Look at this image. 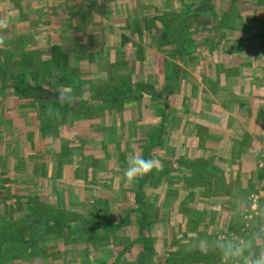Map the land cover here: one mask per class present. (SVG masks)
<instances>
[{"label": "crops", "instance_id": "0c3cea01", "mask_svg": "<svg viewBox=\"0 0 264 264\" xmlns=\"http://www.w3.org/2000/svg\"><path fill=\"white\" fill-rule=\"evenodd\" d=\"M235 1L0 0L9 20L0 57L17 65L0 66V264H221L185 242L243 233L233 208L264 205V20L252 1ZM233 8L241 18L225 25ZM49 66L87 82L59 91L91 90L104 108L52 127L41 104L50 83L34 77ZM119 89L135 92L113 101L97 92ZM122 102L133 108L117 111ZM135 155L159 156L170 175L127 183ZM141 202L159 207L154 231ZM67 212L81 220L71 242ZM95 231L106 240L80 237ZM151 233L160 236L152 251Z\"/></svg>", "mask_w": 264, "mask_h": 264}, {"label": "clouds", "instance_id": "9594fccd", "mask_svg": "<svg viewBox=\"0 0 264 264\" xmlns=\"http://www.w3.org/2000/svg\"><path fill=\"white\" fill-rule=\"evenodd\" d=\"M9 20L0 18V30L7 29ZM4 45V37L0 35V47ZM63 87L57 98L60 104L71 103L70 87ZM51 112V109H49ZM124 178L127 183H133L138 177L149 174L154 168L159 169L160 161L145 159L142 156H131L126 161ZM249 217V219H245ZM232 222H243L248 225L243 233H219L213 236H200L186 241L189 251L201 253L214 252L221 264H264V205L259 200L250 202L247 211L241 215L233 208L230 217Z\"/></svg>", "mask_w": 264, "mask_h": 264}, {"label": "rangeland", "instance_id": "374dc122", "mask_svg": "<svg viewBox=\"0 0 264 264\" xmlns=\"http://www.w3.org/2000/svg\"><path fill=\"white\" fill-rule=\"evenodd\" d=\"M247 3H250L251 1H252V3H251V5H253L254 7H256V6H258V7H260V8H258V12H255L254 14V16H253V18H255V19H263L264 20V0H245ZM257 9V8H256ZM244 13V16H246V17H249V15H248V13H247V11H245V12H243ZM247 13V14H246ZM250 14V13H249ZM251 16V15H250ZM241 18V14H240V11L239 10H236V9H231V12H230V15H229V20H226L225 21V25H229L231 22H233L236 18ZM243 17V16H242ZM1 49H3V48H0V51H2ZM0 66H8L7 68H14V67H16L17 65L14 63V60H10L9 58H5V59H3V58H1L0 57ZM54 77L55 76H57V74H56V71H54L53 72V74H52ZM13 76V75H12ZM27 77H29V76H26V78ZM54 77L53 78H47V80H46V82H48V83H50L51 85H49L50 87H49V91L47 92V96L48 97H50V98H52L53 97V93H55L56 91H57V87H54V85H53V83L55 82V79H54ZM80 77V76H79ZM121 77H124V76H121ZM128 77V76H127ZM81 78V77H80ZM126 78V77H125ZM129 78V77H128ZM23 79L25 80V78L23 77ZM117 84H119L120 85V81H117L116 82V84L114 85V86H118ZM117 88V87H116ZM121 89V88H120ZM118 90V91H110V92H104V91H97L98 92V94H102V95H104V94H109V93H114L113 95H118L119 97H121V98H123V97H127V94L129 95V94H134V92H127V93H124V92H122L121 90ZM60 92H61V90H60ZM89 93V92H88ZM86 91H84V90H80V91H77V92H73V91H71V95H72V100H71V105H72V107L73 108H76V107H82V105H84V106H86L87 104H88V102H87V100H85V98L87 97V95H89ZM159 92H155V94H158ZM164 93V95H165V97L167 98V100H168V91L167 92H163ZM180 94H181V92H180ZM59 95H60V93H59ZM182 95V94H181ZM85 97V98H84ZM124 100V99H123ZM122 100V101H123ZM131 101V100H130ZM169 101V100H168ZM96 103H98V102H96ZM95 102H94V105L95 106H97V108H98V105L96 104ZM130 104V103H134L133 101H131V102H129V101H127V104ZM168 107H170V106H168L167 105V108ZM100 108V107H99ZM131 108H133L132 106H128V107H126V103L125 102H122V105L121 106H118L117 108H116V110L117 111H119V112H123V111H128V110H131ZM171 108V107H170ZM94 109H96L95 107H94ZM126 109V110H125ZM115 110V109H114ZM102 113H104V112H102ZM105 114V113H104ZM127 115H130V113H128ZM72 123L70 122V123H68L67 125H71ZM147 142H149V140H147ZM155 157V156H154ZM154 157H151L152 159L154 158ZM158 157V160L160 161V157L159 156H157ZM165 160H167V159H165ZM167 163V164H166ZM163 165V168L161 169V170H163L162 172H159V171H157V169L156 168H154L148 175H151V176H153V178H156V176L157 175H160L161 176V178H163V177H167V175H170V171H169V167H170V164H169V162H164V161H160V165ZM165 164H166V166H167V169L165 170V168H166V166H165ZM183 174L181 173V172H179V174H178V177L179 178H185L184 176H182ZM182 176V177H181ZM202 177H204L203 176V174L201 175V176H199V178H202ZM136 193V192H135ZM150 194V193H149ZM253 198H255V197H253ZM256 199V198H255ZM143 204V206H144V211L146 212V216H147V221H146V223H147V225H148V231L150 230V232L151 231H154L155 230V227H156V223H160L161 222V220H160V210H159V207L157 206V205H155L154 203H148V202H141V204L140 205H142ZM158 207V208H157ZM159 210V211H158ZM156 215H158V217H156ZM171 215V214H170ZM134 216V215H133ZM162 216H163V218H166V217H164V214H162ZM156 217V218H155ZM121 218H123V217H116V219L114 218V219H112L111 220V222L113 221V222H118V223H120V222H122V223H120V226L119 227H121V226H123L124 224H123V222H125L124 220L122 221V219ZM156 219V220H155ZM34 221V224H32V225H29V228H36L37 226H39L41 223H40V221L37 219V220H33ZM81 221V220H80ZM89 222H91L92 220H88ZM88 221H86L87 223H89ZM95 221H97V222H95V223H101V225H102V223H103V225H106V223H105V220L103 219V220H95ZM171 221V219H167V222H170ZM81 225L82 226H84L85 227V225L83 224V223H81ZM36 226V227H35ZM139 226H141L140 224L138 225H136L135 227H134V229L135 230H137V229H139ZM176 226H178L177 227V229L178 230H181V231H184V228H180L179 226V224L178 225H176ZM81 227V226H80ZM90 228V227H89ZM89 228H87L88 230H89ZM64 231V230H63ZM70 231V229H67V231H65V235H66V233H67V239H69L68 240V242H71V239L72 240H76L78 237H76V233L75 232H71V234H68V233H70L69 232ZM90 232H91V230H90ZM152 234H154V235H152ZM165 236H167V237H170L171 235L170 234H168L167 233V235H165ZM81 238H86V241H89V240H92V239H96V240H99L100 238H102V240H106V237H107V235H101L100 233L98 234V233H96V231H95V233L94 234H90V235H87V236H85V234H81V236H80ZM164 238V237H163ZM158 239L160 240V236L159 235H156L155 233H151V235L149 236V240H150V242H151V247H150V249H151V251L152 250H154V246H155V243H156V241H158ZM167 239V238H166ZM85 242V241H84ZM98 243H99V241H98ZM1 259H2V257H0ZM10 259H12L11 258V256L9 257ZM7 259H3V260H1L0 261V263H2V262H5Z\"/></svg>", "mask_w": 264, "mask_h": 264}, {"label": "trees", "instance_id": "16d2710c", "mask_svg": "<svg viewBox=\"0 0 264 264\" xmlns=\"http://www.w3.org/2000/svg\"><path fill=\"white\" fill-rule=\"evenodd\" d=\"M236 1L233 0V7H235V3ZM234 9V8H233ZM229 17L226 16L225 19H227ZM21 62H24L22 63L24 67H27L26 65H28V61H26L25 59L21 60ZM58 67V66H57ZM52 70L50 69V66L49 67H45V68H42V69H39V71L36 72L35 74V78H36V81L40 84H44V83H48L46 82L47 78H53L54 76L50 73ZM7 75H0V78L2 77H5ZM13 79L15 81H17L18 79V83L19 86H18V92L19 94H22L24 96L28 95V89L26 87H23L22 84H24V79L23 77H19L17 75H13L12 76ZM56 77V81H55V85L54 87H57V85L61 84H66V85H70V87L72 88H75L76 86L77 87H81L80 84H85L87 82H84L83 80L79 79V78H76V76L72 75V74H69L66 69H62L61 70V73L58 75V76H55ZM123 78H120L121 81H123ZM125 80V79H124ZM90 86V88L92 87V83H88ZM47 85H51V84H47ZM75 90V89H73ZM72 90V91H73ZM59 90L57 89V91L55 93H53V97L52 98H47L45 101H42L41 104H42V111H43V115H44V119H47L48 117H51L52 120H51V124L52 127L54 125H64V124H68V123H74L76 119H81L82 117H88L90 116L93 112H97L99 111L98 109H103L104 107H102L101 105L98 106H95L94 105V95L92 94V91L89 90V93L91 95V100L88 101V104L86 106L82 105V107H76V108H73L72 105L70 103H66V104H60L59 100L57 99L59 97ZM88 92V91H87ZM124 92V91H123ZM124 93H127V92H124ZM120 99L119 96H114V98L111 100H115V99ZM94 107L96 109H94ZM100 107V108H99ZM49 109H51V112H49ZM45 123V122H44ZM46 126H48L47 123H45ZM41 207L42 205H37V206H33L31 208V211L34 212V213H38V212H41ZM48 219V218H47ZM46 219V220H47ZM80 219H78V217H76L73 213H69L67 212L66 213V228L67 229H70V230H73L77 228V222L79 221ZM83 220V219H82ZM29 221V220H28ZM43 221V220H42ZM56 222L58 223V220H56ZM82 223L85 225L87 224V222L84 220L82 221ZM43 223H41L42 225ZM61 227H62V223L60 224ZM87 235H90V234H87ZM8 240H11L9 237L6 241ZM39 253L37 250L35 251H32L30 252V254H37Z\"/></svg>", "mask_w": 264, "mask_h": 264}]
</instances>
